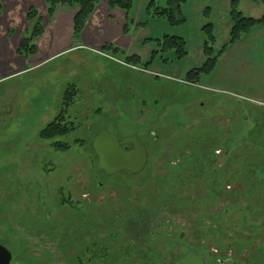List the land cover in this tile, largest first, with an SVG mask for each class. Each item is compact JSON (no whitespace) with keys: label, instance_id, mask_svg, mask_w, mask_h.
<instances>
[{"label":"rangeland","instance_id":"374dc122","mask_svg":"<svg viewBox=\"0 0 264 264\" xmlns=\"http://www.w3.org/2000/svg\"><path fill=\"white\" fill-rule=\"evenodd\" d=\"M178 3L172 20L154 10L174 6L175 0H131L127 12L119 8L124 13L121 28L126 23L129 31H122L118 40L124 45L130 43L128 48L110 43L118 51H105L102 37L94 33L88 41L101 48H74L7 82L0 78V243L12 254L10 264H76L75 255L81 245L94 239L90 232L110 245L108 249L99 247L97 252L108 251L113 256H118L120 246L126 242L134 244L142 236L160 235L170 248L166 264H179L180 254L190 252V248L210 254L216 247L213 239L201 245L187 213L172 214L155 203L151 182L165 172V163L173 160L169 155L175 156L187 141L192 148L198 147L194 142L200 137L212 141L221 136L224 146L225 139L232 143L254 137L264 142V20L255 23L236 42H230L232 7L245 17L260 19L264 18V0ZM58 6L72 7L76 12L79 9L76 5ZM31 7L40 16L43 28V33L34 39L36 46L44 26L52 20L46 13L45 1L0 0V77L11 59L9 54L4 57L1 45L8 42L12 55L16 57V51L22 56L18 53L20 42L33 32L34 22L27 18ZM111 10L107 0H101L78 35L72 23L74 43L93 17L101 29L102 19L112 16ZM8 23L19 28L6 31ZM172 36L184 41L180 57L174 45L167 47V37ZM206 45L216 57L214 67L197 83L187 82V73L205 63ZM50 48L53 47L45 50ZM154 49L158 53L152 56ZM134 51L147 60L127 61ZM15 69L13 65L6 70ZM66 88L74 94L66 120L76 127L65 135L42 139L39 133L59 113ZM100 131L119 138L138 137L148 155L144 169L136 174H104L92 148ZM56 140L67 148L56 147ZM216 152L220 156L219 149ZM169 183L164 182L163 190L159 185V190L153 189L158 190L156 194L170 192ZM75 205L83 211L73 208ZM132 212L135 218L129 215ZM81 217L83 224L94 220L98 225L92 229L83 227ZM240 229L242 225L233 224L236 237ZM181 230L187 237L175 245ZM263 241L264 231L257 236V244ZM261 247L264 249V243ZM239 249L230 247L225 255L234 258L226 263L252 264L255 247L246 244L236 253ZM88 259L89 255L82 254L83 262ZM100 262L87 264H111L107 260Z\"/></svg>","mask_w":264,"mask_h":264},{"label":"trees","instance_id":"16d2710c","mask_svg":"<svg viewBox=\"0 0 264 264\" xmlns=\"http://www.w3.org/2000/svg\"><path fill=\"white\" fill-rule=\"evenodd\" d=\"M44 1L48 16H52L59 4L78 6L79 9L73 19L74 34L78 35L101 0ZM172 1L174 0H168L170 3ZM175 1H177V4L174 6L157 8L154 13L166 16L171 20L174 19L175 13L179 9L178 0ZM130 5L131 0H107L109 10L118 7L127 12ZM27 18L33 20L34 24L32 34L24 37L18 47V53L24 57L36 53L34 39L43 33L41 18L34 7L29 8ZM231 18L230 42L232 43L236 42L255 23L264 20L263 17L260 19L245 17L235 7H232ZM207 30L210 33L209 27H207ZM128 31L125 23L123 32L128 33ZM210 38H213L212 35ZM166 41L168 48L173 45L176 47L175 52L178 57H180L179 52L183 51L184 53V41L181 37H167ZM102 49L113 53L118 51L119 48L108 43L104 44ZM204 51L208 56L205 63L187 73V82L197 83L202 75L209 74L214 67L216 57L210 54V48L207 45ZM156 53H158L157 49H154L152 56H155ZM130 60L139 63L140 57L133 55L127 59V61ZM73 97L74 94L71 93V90L66 88L62 95V106L59 113L39 133L42 139H53L75 129L76 126L72 125L73 122L66 120L68 106ZM210 140L200 137L199 140L194 142L197 144V148L187 145V141L182 144L180 152L174 153L175 156L169 155V158L173 160L165 163V172L152 178L151 196H154L155 203L161 204L163 209H170L172 214L183 215L187 213V217L193 222L196 231H194L195 237L197 239L201 238V245L213 239V244L216 245L212 251L213 253L206 254L207 252L203 251L198 253L195 248L189 249L201 255L204 264H207V262L209 264H227L226 261L234 258L233 255L231 258L225 255L230 251V247L234 245L240 248L239 251H236V253H239L246 244L255 247L256 255L253 253L255 260H252V264H264V249L261 247L264 241L257 244V236L264 231V142H260L254 137L250 141H246L245 137L232 143V140L228 143L225 139L226 144L224 146L223 143H220L221 136L214 138L212 141ZM54 143L56 147L67 148L65 144L57 140ZM217 149H219L220 156L216 152ZM174 160H177L178 164L172 163ZM164 182H171L169 184L172 186L168 188L170 192L162 191L156 194L159 190L157 186L159 185L162 188ZM155 187L158 190L155 191ZM62 201L65 200L62 199ZM218 202H224L225 204L219 205ZM73 208L80 212L83 211L82 208L78 209L76 205ZM151 208L150 205L149 209ZM134 212L136 211L134 210ZM134 212L129 213L133 218L136 216ZM231 217L235 219L232 218L231 221ZM79 219L82 221L81 226L83 225L88 229L98 225L95 224L94 220H92L93 223L83 224V217ZM233 224L242 225V229L238 230L240 234L237 237L232 232ZM90 234L94 239H89L81 245V250L75 255L76 264H87L93 260L96 262L107 260L111 264H166L168 257H170V248L166 246L167 242L161 241L160 235L142 236L134 244L126 242L120 246L118 256H113L108 251L98 253L96 249L99 247L108 249L110 245L103 238L96 237L95 233L90 232ZM186 237L187 234L181 230L175 239V245L181 244ZM238 237L241 238L238 239ZM161 244L163 245L162 248ZM187 252L183 251L180 254L179 264L180 259ZM84 253L89 255L87 263L82 260V254ZM234 262V264H241L239 261Z\"/></svg>","mask_w":264,"mask_h":264},{"label":"crops","instance_id":"0c3cea01","mask_svg":"<svg viewBox=\"0 0 264 264\" xmlns=\"http://www.w3.org/2000/svg\"><path fill=\"white\" fill-rule=\"evenodd\" d=\"M77 10V8H76ZM13 11V10H12ZM76 13L75 10H72V7L67 6H58L53 15L51 23L46 25L45 32L37 40L36 47L37 52L36 54L30 56L28 59H24L23 56H19L16 54L15 56L12 55L10 48V44L8 42H3L1 45V49H4V57H7V55H10V60H7L6 67L4 69V72L2 73V76L0 77L3 79V81H8L11 78L19 76V74L24 73L25 70L34 69L36 67L41 66L43 63L51 60L53 57H56L58 55H61L63 53H67L69 50H72L74 48L76 49H82V48H89L92 46H97L101 48V45L103 46L104 42L106 43H113L115 45H118L122 48H128L130 43H127L126 45L121 44V42L118 40L119 35L123 31V26L121 28V25L124 21V13L119 8H114L111 10L112 16H107L106 18L102 19V27H100L96 24L97 20L96 17H93L90 19V22H88L85 29L82 31L80 40L78 42L76 41L74 43L72 39V23H73V16ZM10 14V12H9ZM7 14V15H9ZM43 14V13H42ZM6 15V16H7ZM44 15V14H43ZM116 16L117 19H116ZM9 20V19H8ZM9 22V21H8ZM19 27L13 26V24L8 23L5 30L8 31L10 29H18ZM15 31V30H14ZM101 31V32H100ZM99 35V37H102L101 45L95 43L94 45L89 43L88 39L91 35ZM123 34V32H122ZM128 34V33H126ZM7 40V38H6ZM47 41V45L46 42ZM18 45V44H17ZM53 47L50 48V50H45V47ZM17 47V46H16ZM5 49H8V53ZM16 49V48H15ZM49 49V48H48ZM54 51H51L53 50ZM135 55H138L140 57V60L146 61L147 58H143V56L140 53L133 52ZM110 57L109 59H111ZM13 65L17 67L15 70L8 71L6 70L8 68H13ZM143 70V69H142ZM145 70L149 73H153L152 71L145 68ZM157 73V72H156ZM155 73V74H156ZM0 79V80H1Z\"/></svg>","mask_w":264,"mask_h":264},{"label":"water","instance_id":"95a60500","mask_svg":"<svg viewBox=\"0 0 264 264\" xmlns=\"http://www.w3.org/2000/svg\"><path fill=\"white\" fill-rule=\"evenodd\" d=\"M131 145L130 150L121 146ZM92 148L97 158L98 168L106 175H113L119 171L132 174L141 172L147 163V151L141 141L135 136L121 139L114 133L100 131L93 139ZM12 254L0 243V264H10ZM180 264H204L198 253L190 251L181 259Z\"/></svg>","mask_w":264,"mask_h":264},{"label":"flooded vegetation","instance_id":"af4514ba","mask_svg":"<svg viewBox=\"0 0 264 264\" xmlns=\"http://www.w3.org/2000/svg\"><path fill=\"white\" fill-rule=\"evenodd\" d=\"M128 136H134V135H128ZM123 137H127V136H123ZM123 137H118L119 139H121V138H123ZM136 137V136H135ZM138 138V137H137ZM139 139V138H138ZM140 140V139H139ZM142 143V142H141ZM122 147V149H124V150H130L131 149V145L129 144V145H123V146H121ZM147 160H148V156H147ZM127 172V171H126Z\"/></svg>","mask_w":264,"mask_h":264}]
</instances>
